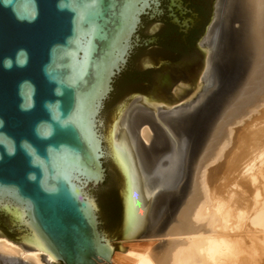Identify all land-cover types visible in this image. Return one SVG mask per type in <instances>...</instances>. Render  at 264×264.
Here are the masks:
<instances>
[{
    "label": "water",
    "instance_id": "water-1",
    "mask_svg": "<svg viewBox=\"0 0 264 264\" xmlns=\"http://www.w3.org/2000/svg\"><path fill=\"white\" fill-rule=\"evenodd\" d=\"M159 5L0 0V234L46 248L63 264H111L127 251L126 238L145 236V182L126 120H118L136 87L118 77L114 90V81L139 41L142 16ZM202 44L209 56L207 36ZM199 78L183 100V87L161 96L159 85V96H138L136 107L156 114L189 106L206 92L209 77ZM153 193L156 211L178 189Z\"/></svg>",
    "mask_w": 264,
    "mask_h": 264
},
{
    "label": "bare ground",
    "instance_id": "bare-ground-1",
    "mask_svg": "<svg viewBox=\"0 0 264 264\" xmlns=\"http://www.w3.org/2000/svg\"><path fill=\"white\" fill-rule=\"evenodd\" d=\"M207 40L209 56L204 76L209 77L208 84H214L217 79L221 82V72L224 77L212 96L207 98V91L202 92L200 99L189 106H171L166 112L156 114L137 108L136 100L118 118L126 120L146 186L150 185L153 192L179 189L180 193L156 209V218L150 216L149 231L163 219L154 232L160 237V244L157 250L130 253L135 257L134 264H209L210 261L223 264L237 254L231 236L213 235L218 223L223 229L232 227L229 224L233 223L228 224V215L221 222L223 219L217 211L220 205L217 207L212 200L207 180L228 160L231 167L236 166L249 151L263 149L257 156L264 163V0H218ZM257 187L252 192L253 211L245 214L249 225L260 230L264 228V196L260 198L264 190ZM238 207L236 217L241 219L246 209ZM240 219L236 222L241 223ZM114 258L113 255L111 264H115ZM0 264H60V261L46 248L24 247V239L16 244V240L2 234Z\"/></svg>",
    "mask_w": 264,
    "mask_h": 264
},
{
    "label": "flooded vegetation",
    "instance_id": "flooded-vegetation-1",
    "mask_svg": "<svg viewBox=\"0 0 264 264\" xmlns=\"http://www.w3.org/2000/svg\"><path fill=\"white\" fill-rule=\"evenodd\" d=\"M216 1L160 0L161 11L154 6L142 16L139 41L126 67L115 78L114 90L116 79L121 77L123 86L136 87L132 93L134 98L155 99L166 95L171 86L183 87L179 99L190 96L206 70L204 60L208 56L202 43L214 22ZM143 59H149L151 63L142 64ZM159 85L158 95L156 88ZM211 85L205 84L207 94ZM6 233L11 236L10 231Z\"/></svg>",
    "mask_w": 264,
    "mask_h": 264
},
{
    "label": "rangeland",
    "instance_id": "rangeland-1",
    "mask_svg": "<svg viewBox=\"0 0 264 264\" xmlns=\"http://www.w3.org/2000/svg\"><path fill=\"white\" fill-rule=\"evenodd\" d=\"M136 99H138V96L135 97L132 101H130L129 105L127 106V108L125 110L121 111V113L118 115L119 119H120L121 114H124L129 109V107L136 101ZM154 130L156 131V129H154ZM262 150L263 149H260V150L258 149V150H253V151H249L248 153H245L244 155H242V158H240V160L238 161V164L234 167H231L229 165L230 160H228L227 162H225L223 164L224 166H221V168H219L215 172L216 175L212 176V179L209 180V178H208V180H207V182L209 183L208 186H209L210 194L212 196V200L214 201V203L216 202L217 207L220 205L218 207L219 210L217 209V211H219V215H221L220 217H221V219H223L221 222H223L224 219L226 218V216L228 215L227 218L230 219L229 220L230 222L228 221V224L233 223V224H229V226L230 225L234 226V227L232 226V227L226 228L227 229L226 230L225 228L223 229V225L221 226V224L218 223L217 224L218 226L217 225L215 226L218 229H216L215 227L213 229V233H214L213 235H215V236H217V235L218 236H223V235L226 236V234H227L226 237H228V238H229V236H231L230 238L233 239V240H231V242L232 241L234 242L233 245L236 248L237 254H236V256H233L234 259H232L233 257H230L232 260H230V258H229V260L223 264H264V237H263L264 236V234H263L264 228L261 229V227H260V230H259L258 227L254 226V225L252 227V224L249 225L248 217H246L247 214H245V211L248 212V215L251 213V211H253L252 210V207H253L252 203L254 202L253 201L254 198H252L253 197V193H252L253 190H256L257 186H258L257 188H259L260 191H261V189L264 190V177L261 176L262 175L261 172H263V174H264V170L261 171V169H264V168H262V166H263L262 164H264V163L260 162V159L257 156ZM260 166H261V169H260ZM250 170H252V171L250 172ZM253 170H254V173L257 172L255 175L253 173ZM251 173H252V175H251ZM257 176H258V178H257ZM214 177L216 179H213ZM260 177H261V179H260ZM256 179H257V181H256ZM258 179L261 182H259ZM213 180H215L214 183H213ZM250 180H252L254 183L253 182L251 183ZM258 182H259V184H257ZM182 184H183V182H181V185ZM251 184H252V186H251ZM185 185H186V183H185ZM253 186H256V187L254 188ZM184 189L185 188H183V190ZM145 190L147 192V207H146L147 230L145 228V236L141 237L140 239H136V240H130V239L128 240V238H126V244H120V248H128V249L125 252L114 254L115 264H134L135 257L133 255H131L130 253H132V252L147 253V252H150L152 250H155L156 247L160 244L161 239H160V237L156 236L154 232L158 229V227H159V225L163 219H161L160 221L155 223V227L151 231L148 230L150 227V220H151L150 216L151 217L155 216V209L153 206V202H155L154 199L156 200V198H155L156 194L151 192L150 187L148 185L146 186V182H145ZM216 191H217V193H216ZM262 192L264 194V191H262ZM262 192H261L260 198H262V196H264L262 194ZM178 195L180 196V193ZM240 196H242L244 198L242 199V197H240ZM218 202H219V204H218ZM234 203H235V205L233 206ZM238 206H240V209H242V210H244V208L246 209V210H244V212L242 211L243 216L241 217V219L238 218V216L236 217V214H237L236 210H238V208H239ZM242 206H244V207H242ZM226 209L228 212L226 211ZM220 211H222V212L220 213ZM230 214H232V216H230ZM234 218H236V219H234ZM237 218L240 219L242 222L244 219L245 220L243 223L239 220L241 222V223H239V222H236L238 220ZM235 222H236V225H234ZM237 223H239L240 225ZM237 225L239 226V228ZM246 225H248V226H246ZM236 226H237V228H235ZM247 227H248V229H247ZM230 228H232V229H230ZM253 229L254 230L256 229L257 232L256 231L254 232ZM247 230H252L253 231L252 233H255V234H252L251 231H247ZM147 231H148V233H147ZM260 234L263 236H261ZM0 235H2V234H0ZM249 235H251V236L249 237ZM253 235H255L256 238ZM252 236H253V238H252ZM9 237L11 239L16 240V238H14V237H11V236H9ZM258 237L259 238L263 237V239H259ZM21 240H22V238H21ZM256 240H258V241H256ZM236 257H238V258H236ZM60 264H63V263L60 262ZM209 264H216V263L214 261H210Z\"/></svg>",
    "mask_w": 264,
    "mask_h": 264
},
{
    "label": "clouds",
    "instance_id": "clouds-1",
    "mask_svg": "<svg viewBox=\"0 0 264 264\" xmlns=\"http://www.w3.org/2000/svg\"><path fill=\"white\" fill-rule=\"evenodd\" d=\"M4 66L5 68H8L10 69L11 66H12V61L10 58H6L5 61H4ZM51 103V102H46L45 103V107L47 108V105ZM56 103H59V101H57ZM4 126V121L2 119H0V128H2ZM26 141H21V144L25 143ZM14 154V153H12ZM10 154V155H12ZM35 174L34 173H29V179H32V177L34 176Z\"/></svg>",
    "mask_w": 264,
    "mask_h": 264
}]
</instances>
